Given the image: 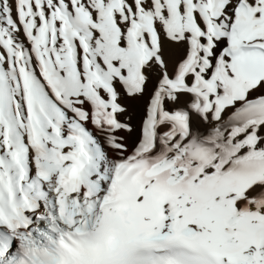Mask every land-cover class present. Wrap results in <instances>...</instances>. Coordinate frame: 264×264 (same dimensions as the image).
<instances>
[{"label":"snow or ice","instance_id":"obj_1","mask_svg":"<svg viewBox=\"0 0 264 264\" xmlns=\"http://www.w3.org/2000/svg\"><path fill=\"white\" fill-rule=\"evenodd\" d=\"M0 264H264V0H0Z\"/></svg>","mask_w":264,"mask_h":264}]
</instances>
